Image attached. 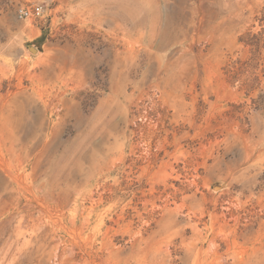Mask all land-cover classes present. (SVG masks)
<instances>
[{"label": "rangeland", "instance_id": "rangeland-1", "mask_svg": "<svg viewBox=\"0 0 264 264\" xmlns=\"http://www.w3.org/2000/svg\"><path fill=\"white\" fill-rule=\"evenodd\" d=\"M0 264H264V0H0Z\"/></svg>", "mask_w": 264, "mask_h": 264}, {"label": "built area", "instance_id": "built-area-1", "mask_svg": "<svg viewBox=\"0 0 264 264\" xmlns=\"http://www.w3.org/2000/svg\"><path fill=\"white\" fill-rule=\"evenodd\" d=\"M45 13V7L41 4H36L32 7L21 8L19 10V16L21 18H40Z\"/></svg>", "mask_w": 264, "mask_h": 264}, {"label": "water", "instance_id": "water-1", "mask_svg": "<svg viewBox=\"0 0 264 264\" xmlns=\"http://www.w3.org/2000/svg\"><path fill=\"white\" fill-rule=\"evenodd\" d=\"M33 51H35V49H33Z\"/></svg>", "mask_w": 264, "mask_h": 264}]
</instances>
